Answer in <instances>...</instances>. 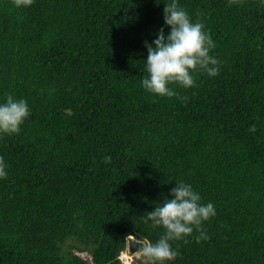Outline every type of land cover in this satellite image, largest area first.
<instances>
[{"label": "trees", "instance_id": "obj_1", "mask_svg": "<svg viewBox=\"0 0 264 264\" xmlns=\"http://www.w3.org/2000/svg\"><path fill=\"white\" fill-rule=\"evenodd\" d=\"M170 2L0 0V104L30 108L19 133H0V264H123L127 237L163 235L146 212L177 182L216 215L209 239L171 241L167 264H264V2L177 0L220 73L166 97L142 80Z\"/></svg>", "mask_w": 264, "mask_h": 264}, {"label": "clouds", "instance_id": "obj_2", "mask_svg": "<svg viewBox=\"0 0 264 264\" xmlns=\"http://www.w3.org/2000/svg\"><path fill=\"white\" fill-rule=\"evenodd\" d=\"M242 3L243 0H229L230 6L233 4L239 6ZM14 4L17 7H30L33 0H14ZM164 21L170 27V32L165 34L164 28H161L152 43L145 41L148 75L143 78L142 86L150 93L174 97L178 96V93L169 87L170 84L191 88L195 84L192 73L202 70L215 77L220 73V62L210 55L215 45L210 34L204 31V25L199 22L193 23L188 13L178 5L177 0L165 3ZM29 116L30 108L27 102L8 95L6 102L0 104V133L7 135L19 133L21 125ZM249 131L255 132V125ZM111 161V156L103 158L105 163ZM6 168L7 164L3 157H0V179L7 178ZM170 197L165 196L162 204L146 212L144 222L151 221L154 227H162L164 233L155 243L150 241L139 243L140 247L135 255L143 257L145 264H167L174 261L179 253L172 248L170 242L179 240L187 242L186 238L193 236L194 232L199 233L194 237L197 243L209 239L202 225L216 215L214 205L211 202L201 204L199 193L194 191L191 185L183 182L176 183L170 191Z\"/></svg>", "mask_w": 264, "mask_h": 264}, {"label": "rangeland", "instance_id": "obj_3", "mask_svg": "<svg viewBox=\"0 0 264 264\" xmlns=\"http://www.w3.org/2000/svg\"><path fill=\"white\" fill-rule=\"evenodd\" d=\"M124 253H126L127 256L130 255V256L133 257V262H132V264H142V262L145 264L143 257H141V256H139V255L132 254V253L130 252V250H129V247L125 250ZM76 254H77V255H80V256L83 257V258L85 257L84 259H88V260H90V255H89L88 253H86V252H83V253H81V252H76ZM125 258H127V257H125ZM125 258H124V259H125Z\"/></svg>", "mask_w": 264, "mask_h": 264}, {"label": "water", "instance_id": "obj_4", "mask_svg": "<svg viewBox=\"0 0 264 264\" xmlns=\"http://www.w3.org/2000/svg\"><path fill=\"white\" fill-rule=\"evenodd\" d=\"M139 243H146V242L137 240L133 236L128 239V247L132 254H135V252L139 250L140 247Z\"/></svg>", "mask_w": 264, "mask_h": 264}, {"label": "built area", "instance_id": "obj_5", "mask_svg": "<svg viewBox=\"0 0 264 264\" xmlns=\"http://www.w3.org/2000/svg\"><path fill=\"white\" fill-rule=\"evenodd\" d=\"M123 251L120 255V259L122 260L123 264H131L133 262V257L132 256H127L126 253ZM127 257V258H125ZM125 258V259H124Z\"/></svg>", "mask_w": 264, "mask_h": 264}]
</instances>
